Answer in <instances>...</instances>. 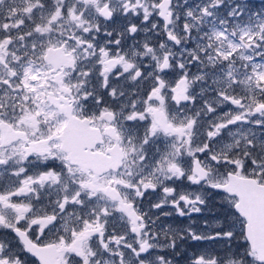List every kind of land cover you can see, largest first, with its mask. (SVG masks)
I'll list each match as a JSON object with an SVG mask.
<instances>
[{
	"label": "snow or ice",
	"instance_id": "1",
	"mask_svg": "<svg viewBox=\"0 0 264 264\" xmlns=\"http://www.w3.org/2000/svg\"><path fill=\"white\" fill-rule=\"evenodd\" d=\"M0 264H264V0H0Z\"/></svg>",
	"mask_w": 264,
	"mask_h": 264
},
{
	"label": "rangeland",
	"instance_id": "2",
	"mask_svg": "<svg viewBox=\"0 0 264 264\" xmlns=\"http://www.w3.org/2000/svg\"><path fill=\"white\" fill-rule=\"evenodd\" d=\"M251 3L254 7L262 6V0H251Z\"/></svg>",
	"mask_w": 264,
	"mask_h": 264
}]
</instances>
